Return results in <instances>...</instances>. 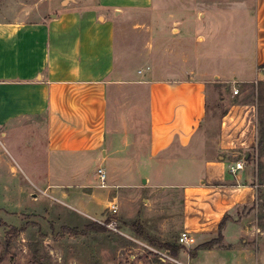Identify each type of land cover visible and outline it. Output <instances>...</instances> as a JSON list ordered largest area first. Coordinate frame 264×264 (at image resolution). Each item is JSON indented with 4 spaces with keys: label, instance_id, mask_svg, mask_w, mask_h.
Returning a JSON list of instances; mask_svg holds the SVG:
<instances>
[{
    "label": "crops",
    "instance_id": "crops-1",
    "mask_svg": "<svg viewBox=\"0 0 264 264\" xmlns=\"http://www.w3.org/2000/svg\"><path fill=\"white\" fill-rule=\"evenodd\" d=\"M49 1L0 4V206L26 185L100 215L115 202L128 236L189 264L257 237L256 108L225 85L264 80V0Z\"/></svg>",
    "mask_w": 264,
    "mask_h": 264
},
{
    "label": "rangeland",
    "instance_id": "rangeland-1",
    "mask_svg": "<svg viewBox=\"0 0 264 264\" xmlns=\"http://www.w3.org/2000/svg\"><path fill=\"white\" fill-rule=\"evenodd\" d=\"M33 1L41 2V7L51 3L49 0H0V4L23 9ZM57 5L63 7L62 3ZM208 67L215 75L220 64H208ZM243 73L247 79L256 76L245 67ZM260 81L264 80L225 85L233 95L235 88L239 90L235 95L237 101L253 102L256 108L258 140L251 166L262 188L259 189V207L252 222L245 225L254 228L258 236L247 235L237 240L238 244L220 246L234 250L206 255L204 264H264V86L260 88ZM210 101L213 105L212 88ZM223 110L217 111L208 122H218ZM7 197L9 201L0 206V264H179L172 248L167 253L160 244L142 236L139 226L135 225L133 234L128 236L117 214L111 213L109 208L100 215L70 199L64 204L42 196L35 199L28 195V185L17 186ZM88 214L98 216L96 219L104 223ZM241 248L249 251L242 252ZM193 252L188 251L190 256Z\"/></svg>",
    "mask_w": 264,
    "mask_h": 264
},
{
    "label": "built area",
    "instance_id": "built-area-1",
    "mask_svg": "<svg viewBox=\"0 0 264 264\" xmlns=\"http://www.w3.org/2000/svg\"><path fill=\"white\" fill-rule=\"evenodd\" d=\"M233 93L234 94H238L239 93V90L235 88L234 91H233ZM245 162H246L245 159H242L240 161H237L235 163V165L231 167V173L235 177H237L238 176V172L244 168ZM98 175L100 177V180L102 181L101 184L102 185H105L106 173H105V171H104L103 168H99L98 169ZM108 208H109V210H110L111 213H117V211H118V206H117V204L115 202H112L109 205ZM96 221H99L100 223H104L103 221L98 220V219H96ZM189 239H190V235L186 231L182 232L181 236L179 237V241H180L181 244H186ZM178 263L179 264H189V263H183L181 261H179Z\"/></svg>",
    "mask_w": 264,
    "mask_h": 264
},
{
    "label": "trees",
    "instance_id": "trees-1",
    "mask_svg": "<svg viewBox=\"0 0 264 264\" xmlns=\"http://www.w3.org/2000/svg\"><path fill=\"white\" fill-rule=\"evenodd\" d=\"M260 88L262 87V86H264V81H260ZM221 239H222V237L221 236H219L217 239H214V240H211V241H209V242H207V243H204V244H202V245H200V248H207V247H211L212 245H214L215 243H217V242H220L221 241ZM179 250V247H172V254L173 255H177V251Z\"/></svg>",
    "mask_w": 264,
    "mask_h": 264
}]
</instances>
